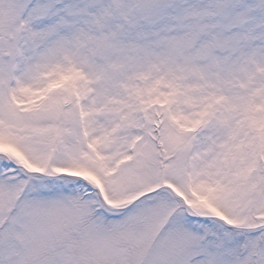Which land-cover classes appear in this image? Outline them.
Instances as JSON below:
<instances>
[{"label":"snow or ice","instance_id":"obj_1","mask_svg":"<svg viewBox=\"0 0 264 264\" xmlns=\"http://www.w3.org/2000/svg\"><path fill=\"white\" fill-rule=\"evenodd\" d=\"M0 264H264V0H0Z\"/></svg>","mask_w":264,"mask_h":264}]
</instances>
